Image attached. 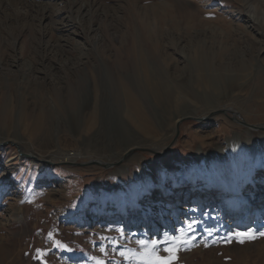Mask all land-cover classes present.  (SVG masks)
<instances>
[{
  "label": "rangeland",
  "instance_id": "rangeland-1",
  "mask_svg": "<svg viewBox=\"0 0 264 264\" xmlns=\"http://www.w3.org/2000/svg\"><path fill=\"white\" fill-rule=\"evenodd\" d=\"M261 232L264 0H0V264H264Z\"/></svg>",
  "mask_w": 264,
  "mask_h": 264
},
{
  "label": "snow or ice",
  "instance_id": "snow-or-ice-1",
  "mask_svg": "<svg viewBox=\"0 0 264 264\" xmlns=\"http://www.w3.org/2000/svg\"><path fill=\"white\" fill-rule=\"evenodd\" d=\"M189 228H191V225H189ZM236 235L240 239L241 243H243L246 239H255V234L253 233H237ZM260 235L264 236V232H261ZM139 243L145 249V252L139 258L140 264H173V261L176 259V252L179 250L178 247L165 249L170 253V257L162 259L155 255L157 251V241H151L150 244L144 241H140ZM120 255L124 256L125 253L121 252Z\"/></svg>",
  "mask_w": 264,
  "mask_h": 264
},
{
  "label": "bare ground",
  "instance_id": "bare-ground-1",
  "mask_svg": "<svg viewBox=\"0 0 264 264\" xmlns=\"http://www.w3.org/2000/svg\"><path fill=\"white\" fill-rule=\"evenodd\" d=\"M176 8V7H175ZM171 10V9H170ZM179 12V11H178ZM173 14V13H172ZM174 16H176L175 15V13L173 14ZM178 15V14H177ZM251 17L252 16H248V18H249V20L251 21ZM175 18V17H174ZM170 19H172V18H170ZM171 21H173V20H171ZM253 22V21H252ZM149 86H151V87H153V93H154V95H155V84H152L151 82H149ZM127 89V88H126ZM128 90V89H127ZM158 90H156V92H157ZM128 101H129V103H128V105H129V109L128 110H130L129 111V113L131 112V120H134V121H137L138 122V120L140 119V120H142L143 119V112H142V109H141V106H140V104H139V102H138V100L136 99V97L135 96H133V95H128ZM127 101V102H128ZM226 110H231V109H226ZM128 111H126V114H128L127 113ZM234 113V112H233ZM130 115V114H129ZM128 116V115H127ZM90 126V125H89ZM35 131H36V129H35ZM197 139V138H196ZM18 145V147L19 146H21L20 144H17ZM131 147V148H130ZM130 147H126L125 148V150H126V153H129L128 151H131V149H132V146H130ZM132 152V151H131ZM71 153V152H70ZM73 154H71V155H66L65 156V158H69V159H75L78 155H79V153L78 152H72ZM127 155V154H126ZM64 158V159H65ZM99 162H101V163H105L103 160H98ZM161 201V200H160ZM238 212V211H237ZM239 217H241V215L239 216ZM234 218H238V214L236 213V215L234 216Z\"/></svg>",
  "mask_w": 264,
  "mask_h": 264
},
{
  "label": "water",
  "instance_id": "water-1",
  "mask_svg": "<svg viewBox=\"0 0 264 264\" xmlns=\"http://www.w3.org/2000/svg\"><path fill=\"white\" fill-rule=\"evenodd\" d=\"M178 125L179 124H176V131H178ZM247 126L248 127H250V128H257L258 126H255V125H251V124H247ZM90 162H95V163H98V164H100L101 162H99L98 160H92V161H90ZM102 164V163H101ZM108 163H103L102 165H104V166H108L107 165Z\"/></svg>",
  "mask_w": 264,
  "mask_h": 264
}]
</instances>
